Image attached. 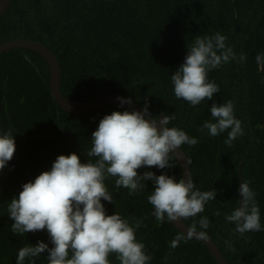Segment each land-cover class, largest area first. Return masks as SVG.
Wrapping results in <instances>:
<instances>
[{
	"label": "trees",
	"instance_id": "16d2710c",
	"mask_svg": "<svg viewBox=\"0 0 264 264\" xmlns=\"http://www.w3.org/2000/svg\"><path fill=\"white\" fill-rule=\"evenodd\" d=\"M217 32L237 56L243 53L247 58L211 70L209 80L219 92L193 107L175 97L171 75L184 63L188 45L197 36ZM14 39L37 41L53 52L60 65V90L67 99L87 101L114 94L142 108L147 103L151 118L160 111L174 115L168 126L198 140L181 148L191 179L200 191L217 193L203 213L184 223L190 227L206 216L209 227L201 229L197 223V230L207 232L227 264H264V65L255 59L264 55V0H11L0 17V44ZM228 101L244 132L231 147L224 143L230 129L216 137L207 129L200 131L205 121L215 122L212 104ZM113 111L121 110L107 106L86 116L63 112L51 96L48 68L38 54L20 49L0 53V132L10 130L16 144L13 159L0 171V264H16L19 249L27 244L43 241L52 247L46 230L14 234L8 203L24 183L50 170L57 156L75 152L86 163L92 132ZM63 130L74 139L73 150L66 148ZM171 162L172 168L138 171L181 179L175 158ZM239 175L255 193L261 222L260 231L243 236L225 219L238 207ZM145 183L141 193L129 195L108 178L114 203H102L109 215L117 212L130 223L143 220L136 237L152 257L149 264H216L195 240L170 246L181 233L167 219L157 223L147 200L154 185ZM47 255L42 253L35 264H48ZM110 260L119 264L114 255Z\"/></svg>",
	"mask_w": 264,
	"mask_h": 264
},
{
	"label": "clouds",
	"instance_id": "9594fccd",
	"mask_svg": "<svg viewBox=\"0 0 264 264\" xmlns=\"http://www.w3.org/2000/svg\"><path fill=\"white\" fill-rule=\"evenodd\" d=\"M225 41L226 37L217 32L197 36L188 45L184 63L171 75L177 99L193 107L211 100L219 87L209 80V72L230 60H246V54L237 56ZM255 59L258 65H264V55H257ZM117 99L122 105L132 103L131 98ZM210 112L215 122L205 121L200 131L207 129L210 136L216 137L230 129L224 143L231 147L244 134L241 121L234 116L233 103H213ZM146 115L152 116L147 103L143 112L113 111L105 115L92 132L91 147L85 150L86 163L75 152L61 154L50 170L22 185V190L7 206L8 217L13 221L11 231L25 236L46 230L52 247L43 241L35 246L27 244L19 249L16 264H25L26 260L35 264L45 252L48 264H112L110 256L113 255L119 264H149L152 257L136 237L143 220L130 223L117 212L107 214L102 201L114 203L106 184L108 178H114L115 188L127 189L129 195L141 193L147 187L145 181H152L154 188L147 200L158 224L166 219L173 223L197 217L204 212L207 202L216 199L214 190L197 189L189 174L187 180L156 175L152 171L139 174L142 167H174L171 161L176 150L185 144L198 143L184 130L168 126L174 115L165 114L151 120L145 119ZM15 151L12 132H0V171L13 159ZM239 191L242 202L225 219L236 225L234 231L241 236L258 232L261 222L255 193L245 181ZM219 214V211L215 213ZM197 223L201 229H207L210 221L206 216L193 221L187 235L177 234L170 246L178 247L180 241L187 242L194 236L207 239L206 231L197 232Z\"/></svg>",
	"mask_w": 264,
	"mask_h": 264
},
{
	"label": "water",
	"instance_id": "95a60500",
	"mask_svg": "<svg viewBox=\"0 0 264 264\" xmlns=\"http://www.w3.org/2000/svg\"><path fill=\"white\" fill-rule=\"evenodd\" d=\"M11 0H0V17L6 12L10 5ZM13 49H20V50H29L38 54L45 62L48 68L49 73V89L51 92V96L54 102L58 105V107L65 113L73 116H86L94 113L97 110H100L107 106H114L115 108L121 111H141L143 112L142 107L132 102L131 104H121L120 101L117 99L121 97L119 95L108 94V95H99L91 100L87 101H76L65 98L60 90V83H61V71L60 65L57 61L56 56L50 51L45 45L41 44L40 42L33 41V40H23V39H14L8 40L4 43L0 44V53H6ZM124 98V97H122ZM163 117V112L160 111L158 115V119ZM145 119L151 120L150 116H145ZM63 138L65 146L68 150H73L74 148V140L69 132L63 130ZM174 158L178 163L181 169V176L185 180L188 178V174H190V166L188 159L185 153L181 149H177L174 153ZM241 179L239 175V186L240 189ZM242 195L239 191V199H238V207L242 202ZM172 226L176 231L181 234L187 235L188 226L184 223V221H176L172 223ZM197 232H200L197 230ZM201 244H203L206 249L209 251L212 258L215 260L216 264H227L225 258L223 257L222 253L216 246V244L207 236V239H202L197 236L191 238Z\"/></svg>",
	"mask_w": 264,
	"mask_h": 264
},
{
	"label": "flooded vegetation",
	"instance_id": "af4514ba",
	"mask_svg": "<svg viewBox=\"0 0 264 264\" xmlns=\"http://www.w3.org/2000/svg\"><path fill=\"white\" fill-rule=\"evenodd\" d=\"M97 127H98V125H97ZM97 127H96V128H97ZM95 130H96V129H95ZM63 139H64V138H63ZM73 140H74V139H73ZM74 143H75V142H74ZM64 144H65V143H64ZM73 149H74V148H73Z\"/></svg>",
	"mask_w": 264,
	"mask_h": 264
}]
</instances>
